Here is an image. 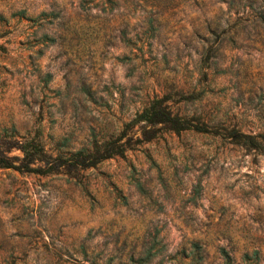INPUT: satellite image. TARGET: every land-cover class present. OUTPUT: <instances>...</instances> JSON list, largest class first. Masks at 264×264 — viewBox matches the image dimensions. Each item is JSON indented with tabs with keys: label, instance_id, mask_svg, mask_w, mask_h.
<instances>
[{
	"label": "rangeland",
	"instance_id": "obj_1",
	"mask_svg": "<svg viewBox=\"0 0 264 264\" xmlns=\"http://www.w3.org/2000/svg\"><path fill=\"white\" fill-rule=\"evenodd\" d=\"M263 5L0 0V131L35 134L52 154L76 149L170 92L178 113L225 118L259 143L162 128L144 140L135 124L123 155L74 176L0 167V264H217L219 247L231 264H264ZM192 89L197 99L173 92Z\"/></svg>",
	"mask_w": 264,
	"mask_h": 264
},
{
	"label": "trees",
	"instance_id": "obj_2",
	"mask_svg": "<svg viewBox=\"0 0 264 264\" xmlns=\"http://www.w3.org/2000/svg\"><path fill=\"white\" fill-rule=\"evenodd\" d=\"M154 15H150L147 19L146 44L152 43L156 26L153 25ZM257 22H264V5L257 9ZM51 39V38H50ZM129 41V37H128ZM213 48L210 44L201 46L200 66H207L205 63L207 58L212 54ZM165 53L162 52V56ZM200 72V71H199ZM204 75L205 72L203 71ZM49 74L46 73V76ZM200 90H194L183 93L180 90H174L175 94H179L180 99L193 100L198 98ZM170 92L160 96L153 95L145 105L138 111H135L133 117L123 123V127L113 137L107 139L92 138L86 146L76 149L65 147L64 149H56L52 154L45 149L42 141L35 135H17L13 125L9 129L3 128L0 131V167L12 168L18 171L48 173V172H71L74 176L78 169L86 168L94 165L97 161L114 156L123 155L128 148V140L134 133L133 125H139L142 130L143 139L147 140L151 134L146 132L154 131L162 128L165 130L178 133L182 130H193L199 132H219L222 137L228 138L229 141L242 145L244 147H257L259 143L255 140L253 134L243 132L236 123H226L224 119H213L212 115L206 116L201 113L184 114L178 113L171 108L168 103L171 100ZM157 125V126H156ZM220 127L221 131H218ZM125 137L124 140H121ZM66 138L63 137L60 145L67 146ZM13 148H17L20 154L10 153ZM139 186V185H138ZM192 246L198 249L197 242H192ZM221 262L217 264H231V255L223 247H219ZM246 257H252L256 262L259 258L258 250L252 249L250 255L243 253ZM150 257L148 250L145 252L141 260L147 261Z\"/></svg>",
	"mask_w": 264,
	"mask_h": 264
}]
</instances>
